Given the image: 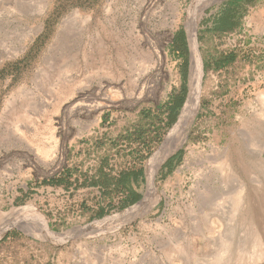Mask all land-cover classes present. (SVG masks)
Instances as JSON below:
<instances>
[{
    "label": "rangeland",
    "instance_id": "1",
    "mask_svg": "<svg viewBox=\"0 0 264 264\" xmlns=\"http://www.w3.org/2000/svg\"><path fill=\"white\" fill-rule=\"evenodd\" d=\"M263 254L264 0H0V264Z\"/></svg>",
    "mask_w": 264,
    "mask_h": 264
},
{
    "label": "trees",
    "instance_id": "2",
    "mask_svg": "<svg viewBox=\"0 0 264 264\" xmlns=\"http://www.w3.org/2000/svg\"><path fill=\"white\" fill-rule=\"evenodd\" d=\"M257 0H246V3H248L249 5H252L254 2H256ZM238 27V20L235 21L234 23H232L231 25L227 26L224 31L225 32H231L234 31L235 29H237ZM214 33H218V30H214ZM172 51L174 53H176V55L182 59L183 61V67L181 70V75H182V79L183 81L185 80V76H186V66H187V58H188V50H187V46H186V42L184 39V36L182 34V32H180V35L178 36V38L176 40H174L173 45H172ZM227 61H231V60H227ZM184 96H185V88H184V83L182 85L181 91H180V96L178 98L175 99L174 101V107H173V112L175 114V112L181 107L183 100H184ZM174 116L173 114H171L170 117V123L173 121ZM120 181L123 179V175L124 173L120 174ZM134 177V180L137 181L139 174L135 173L132 174ZM125 176V175H124ZM119 181V182H120ZM96 182H92L91 185H96ZM119 184V183H118ZM139 200V196L138 195H134V194H130V197H128L125 201L124 204L121 206V208H125V207H129L131 205H133L134 203H136ZM97 217H102V213H99L97 215Z\"/></svg>",
    "mask_w": 264,
    "mask_h": 264
},
{
    "label": "bare ground",
    "instance_id": "3",
    "mask_svg": "<svg viewBox=\"0 0 264 264\" xmlns=\"http://www.w3.org/2000/svg\"><path fill=\"white\" fill-rule=\"evenodd\" d=\"M195 57V56H194ZM194 63V62H193ZM196 64V62H195ZM196 69V68H195ZM191 73H190V76L191 78L193 77V69L190 70ZM195 75V73H194ZM195 77V76H194ZM195 79V78H194ZM196 81V79H195ZM196 85V84H195ZM191 88H193L191 85H190V93H189V96L187 98V101L181 111V115H180V118H179V122L177 124V126L173 129V134L176 135V145H180L183 141V137L185 135V131H186V128L191 124V121L193 119V116H194V110H195V106H196V100H195V94H194V90H191ZM196 92V91H195ZM97 108V107H96ZM196 112V111H195ZM256 245V244H255ZM260 245V244H259ZM225 248V247H224ZM256 248V247H255ZM260 249V248H259ZM261 251V250H260ZM263 251V250H262ZM223 252V251H222ZM226 252V251H224ZM223 252V253H224ZM256 252V251H255ZM220 253V252H219ZM259 253V252H258ZM222 255V254H221ZM220 255V256H221ZM238 255V254H237ZM262 255V254H261ZM260 253L258 255V258L259 256L261 257ZM264 255V254H263ZM243 256V255H242ZM255 256V255H253ZM257 258V259H258ZM263 258V256H262ZM247 261V260H246ZM254 262V261H253ZM246 264V263H245Z\"/></svg>",
    "mask_w": 264,
    "mask_h": 264
}]
</instances>
